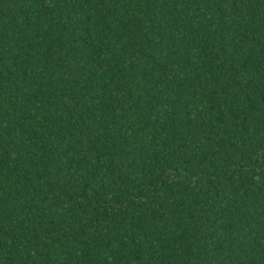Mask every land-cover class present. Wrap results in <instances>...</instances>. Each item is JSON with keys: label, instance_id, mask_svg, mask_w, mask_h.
Instances as JSON below:
<instances>
[{"label": "trees", "instance_id": "trees-1", "mask_svg": "<svg viewBox=\"0 0 264 264\" xmlns=\"http://www.w3.org/2000/svg\"><path fill=\"white\" fill-rule=\"evenodd\" d=\"M0 264H264V0H0Z\"/></svg>", "mask_w": 264, "mask_h": 264}]
</instances>
